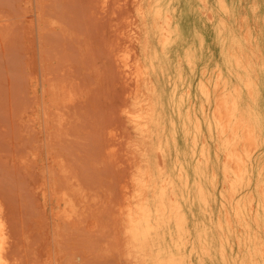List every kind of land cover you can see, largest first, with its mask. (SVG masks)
Returning a JSON list of instances; mask_svg holds the SVG:
<instances>
[{"label":"rangeland","instance_id":"rangeland-1","mask_svg":"<svg viewBox=\"0 0 264 264\" xmlns=\"http://www.w3.org/2000/svg\"><path fill=\"white\" fill-rule=\"evenodd\" d=\"M213 2L0 0V219L11 263L129 264L127 211L137 195L153 208L163 194L185 221L176 245L175 220L161 215V254L264 264V0H224L230 17ZM218 107L231 114L226 131ZM238 123L247 139L237 129L227 141ZM231 163L245 170L233 189Z\"/></svg>","mask_w":264,"mask_h":264},{"label":"bare ground","instance_id":"bare-ground-1","mask_svg":"<svg viewBox=\"0 0 264 264\" xmlns=\"http://www.w3.org/2000/svg\"><path fill=\"white\" fill-rule=\"evenodd\" d=\"M212 4H214L213 11L215 9H218L221 12L225 13L226 15H229V17L231 16V12H230L231 10H230V8H228V6H226V3L224 2V0H214V2ZM166 22H167V20H163V26H162L163 35H161V36H164V39H162V44H164L168 40L170 35L172 34V30L168 27ZM224 23L225 22L223 21V23L220 24V21H219V22H217L216 26L223 25ZM126 31H128V29ZM187 59H188L187 63L191 64L192 60L190 59L189 56L187 57ZM121 61H122L123 66H127V63L124 60H121ZM139 73H140V70H139ZM140 76L141 75H139V77ZM202 90L205 91L206 96L209 95L208 91H206V89L204 90L203 85H202ZM136 92H138V91H136ZM45 93H46V90H45ZM222 103L224 104V106L227 107L225 100H219L218 105L220 106ZM49 105H50V103H49ZM233 105H234V103H231L229 108L233 107ZM48 108H49V106H48ZM50 112H51V110H49L48 115L51 116ZM216 115H217V123H216L217 126L216 127H218V129H221L222 131H226V129H228L227 128L228 122L231 120V114L228 113L227 108L221 109L218 107V108H216ZM46 119L47 118L45 117V121H46ZM237 129L242 130L243 133L245 134V139H247L249 129L247 127H245L244 125H242L241 123H238V128L234 126L233 129H230V132L227 136V141L230 140L231 133H233V131H235ZM49 134L50 133H48V135ZM128 153H130V151ZM228 158L230 159L229 161H233L234 163H237L238 160L241 159V157H239V155L237 153H235L234 158L232 155H230ZM130 159H132V158H130ZM129 164H131V163H129ZM232 167H234V175H235L234 179L232 180V183H235V184L231 183V187L233 189V188H235V185H236V179L241 178L242 177L241 175L243 174V172L245 170L242 169L241 167H239L238 165L232 166V163H231V165L230 164L225 165L223 170H224L227 177H229L228 176L229 175V169H231ZM54 173H55V171H54ZM143 174L146 175L147 172H144ZM125 184H126V182H125ZM165 185L166 184H163V190L165 189L164 188ZM163 190H162V192H163ZM123 194L121 196H123ZM61 200L63 201V205L65 208H68L70 210H74V204L72 202V198L69 196V194L67 192L64 191V193L61 195ZM120 200H123V198ZM136 201H140V202L137 205H135V207H131V206L129 207V209L127 211V219L123 223V228L121 229V234H122L121 236L123 239V244L125 246V256L127 258L128 263L129 264H187L182 257L181 258L180 257H174L171 255L170 256L169 255L164 256L163 254H161L162 252H161V247L159 244L160 236H159L158 231L164 225H166V223H164V221L162 220L163 217L161 215L163 213H166L167 211L169 212L168 218L173 217V219L175 220V224H176L177 238L174 239V242L176 243V245L180 244L179 241H181L180 239L182 238L181 233L184 230L185 219H184L183 215L180 214L177 204H175L174 206L171 207V209H169L163 203V194L161 196H159L158 205L156 207H153V208L144 205V202L142 201V198L139 197V195H137ZM173 208H174V210H173ZM166 222L168 223V221H166ZM219 226L221 227V225H219ZM203 235H205V233H203ZM150 239H152V241L156 239L155 242L151 245V246H154L155 248H151V246L149 247L150 250L154 249L153 250V251H155L154 255H151V253L148 254L145 252L146 245ZM0 264H13L8 260L6 254L4 252V232H3V225H2L1 219H0Z\"/></svg>","mask_w":264,"mask_h":264}]
</instances>
